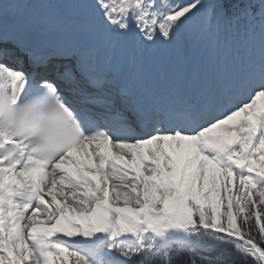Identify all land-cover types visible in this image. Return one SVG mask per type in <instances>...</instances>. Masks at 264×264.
Wrapping results in <instances>:
<instances>
[{
	"label": "snow or ice",
	"instance_id": "1",
	"mask_svg": "<svg viewBox=\"0 0 264 264\" xmlns=\"http://www.w3.org/2000/svg\"><path fill=\"white\" fill-rule=\"evenodd\" d=\"M0 264H264V0H0Z\"/></svg>",
	"mask_w": 264,
	"mask_h": 264
}]
</instances>
